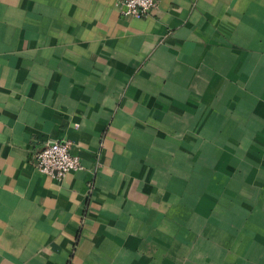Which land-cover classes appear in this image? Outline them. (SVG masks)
<instances>
[{"label": "crops", "instance_id": "crops-1", "mask_svg": "<svg viewBox=\"0 0 264 264\" xmlns=\"http://www.w3.org/2000/svg\"><path fill=\"white\" fill-rule=\"evenodd\" d=\"M114 2L0 0V264H264V0Z\"/></svg>", "mask_w": 264, "mask_h": 264}, {"label": "built area", "instance_id": "built-area-1", "mask_svg": "<svg viewBox=\"0 0 264 264\" xmlns=\"http://www.w3.org/2000/svg\"><path fill=\"white\" fill-rule=\"evenodd\" d=\"M157 0H115L120 15L142 17L150 13ZM34 163L39 171L56 178L67 172L82 168L80 156L72 151L69 139L51 140L34 153Z\"/></svg>", "mask_w": 264, "mask_h": 264}]
</instances>
